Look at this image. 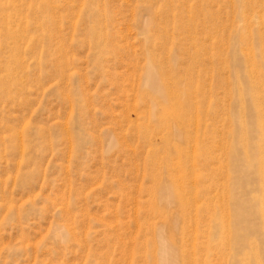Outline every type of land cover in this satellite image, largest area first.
<instances>
[{
  "label": "rangeland",
  "instance_id": "rangeland-1",
  "mask_svg": "<svg viewBox=\"0 0 264 264\" xmlns=\"http://www.w3.org/2000/svg\"><path fill=\"white\" fill-rule=\"evenodd\" d=\"M159 235L264 264V0H0V264H159Z\"/></svg>",
  "mask_w": 264,
  "mask_h": 264
},
{
  "label": "bare ground",
  "instance_id": "bare-ground-1",
  "mask_svg": "<svg viewBox=\"0 0 264 264\" xmlns=\"http://www.w3.org/2000/svg\"><path fill=\"white\" fill-rule=\"evenodd\" d=\"M184 32L185 33H187L186 35H184L185 37H184V41H181V42H178V44L180 45V46H182L183 47V49H182V51L187 55V57H188V63L190 62V63H194V58H196L197 56H198V53H199V50L196 48V49H192L191 47L193 46V48H195L197 45H198V40H197V37H195V36H191V30L188 28V29H184ZM181 33V32H180ZM179 33V34H180ZM178 34V35H179ZM182 34V33H181ZM155 38L156 39H158V36L157 35H155ZM168 39L170 40L171 39V41H172V44H173V42L175 41V38L173 39V38H171V36H168ZM180 39V38H179ZM183 39V38H182ZM188 44V45H187ZM190 63L189 64H186V66L183 68V75H184V77L186 78V77H191V76H193V74H194V72L193 71H191V68H190ZM151 65H149V67L146 69V72H145V78H146V84H147V86H148V88L153 92V93H155L156 94V96L165 104V103H167V105H168V103H169V111H167V114H168V112H169V115L171 116V118L172 117H174V119H172L173 121H175V123L176 124H178L179 126H183L184 125V122H185V120H186V122H187V117H186V111H188L189 110V108H192V106H191V104H188L187 102H185V101H183V100H181V95H180V93H179V83H177V82H167V81H163L162 79H161V77L163 76L164 78L166 77V75L165 74H161V73H159V72H156V70H153L151 67H150ZM171 73L172 72H170L169 71V73L167 74V78L169 77V75L170 76H172L171 75ZM189 97H191V95H189ZM166 114V113H165ZM168 115V116H169ZM170 118V119H171ZM189 122L190 121H192V118H190L189 117ZM198 121H199V123H200V118H199V116H197L194 120H193V122H196V123H198ZM166 122V121H165ZM168 123V122H167ZM166 123V124H167ZM194 154H196V153H194ZM195 159H194V161H192V163H194L195 164ZM209 171H211V170H209ZM215 172V171H214ZM214 174V173H213ZM213 174H211V175H213ZM185 177V174H182V175H180V176H178V177H174V181L175 182H180L181 184H182V182H183V178ZM174 182V183H175ZM176 185H178L177 183H175ZM181 184H179V185H181ZM162 191H163V189H162ZM164 194L162 195L163 197H164V200H166V201H177V205H179V204H181L180 206H185V205H183L184 203L183 202H186L187 200V197H189V196H187L186 197V193H184V192H182V193H178V192H173V190H172V188H169V187H167V188H164ZM190 193V192H189ZM187 194H188V192H187ZM186 200V201H185ZM189 202V201H188ZM194 202V201H193ZM197 202V201H196ZM190 203V202H189ZM193 207H196L195 205L193 206ZM183 209H180V211L182 210V212H180L181 213V215H182V217L185 215V217H187V225L189 226V224H191L190 223V221L192 220V219H195V218H193V217H191L192 215L191 214H189L190 213V209H193V208H184V207H182ZM197 209H198V207H197ZM187 210V211H186ZM198 212V210H196V215L198 214L197 213ZM180 213L178 214V215H180ZM191 215V216H190ZM178 217H180V216H178ZM184 217V218H185ZM192 218V219H191ZM198 218V217H197ZM196 218V219H197ZM186 219V218H185ZM178 220V219H177ZM198 220V219H197ZM183 221H186V220H182V222ZM192 221H194V220H192ZM180 222H181V219H180ZM197 222H200V221H197ZM194 223V222H193ZM193 223H192V225H193ZM186 224H184V222H183V226H185ZM186 225V226H187ZM198 225V224H197ZM182 227V226H181ZM180 227V228H181ZM190 227V226H189ZM199 226H197V228H198ZM187 228V227H186ZM196 228V230H198ZM189 229H191V228H189ZM200 229V228H199ZM181 230V229H180ZM184 231L186 230L185 229V227H184V229H183ZM195 230V231H196ZM194 231V232H195ZM180 232V231H179ZM182 232V231H181ZM180 232V233H181ZM189 232V231H188ZM186 233V232H185ZM191 233H193L192 231H191ZM189 234V233H188ZM199 234H201L200 232L198 233V235ZM203 234V233H202ZM181 235H182V240L181 241H183L184 240V238H183V236H186L187 238H188V236L187 235H185L184 234V232L183 233H181ZM195 235H197V233L195 234ZM191 236V235H190ZM203 236V235H202ZM198 237V236H197ZM189 239V238H188ZM187 240V239H186ZM191 240V239H190ZM194 240V239H193ZM188 241H186V243H187ZM189 243V242H188ZM187 243V244H188ZM184 244V243H183ZM182 244V245H183ZM178 245V244H177ZM179 246H181V245H179ZM185 246V245H184ZM183 246V248H185ZM183 248H180V247H178L177 248V246H176V243H174L173 241H172V244H170L163 236H160L159 235V252H160V258H159V264H177V259H179L178 257H177V254H176V250H180V249H183ZM186 248H187V246H186ZM190 248H191V250H194V251H196V249L198 248L197 247V245H195V244H191L190 245ZM183 250H185V249H183ZM205 250V249H204ZM181 251V250H180ZM189 251V250H188ZM187 251V252H188ZM183 252V251H182ZM181 252V253H182ZM186 251H184V253H185ZM197 252H200V251H197ZM205 252V251H204ZM206 252H207V249H206ZM186 255V254H185ZM188 255V254H187ZM193 255H196L195 253H193ZM183 261V260H182ZM183 264V263H182Z\"/></svg>",
  "mask_w": 264,
  "mask_h": 264
}]
</instances>
